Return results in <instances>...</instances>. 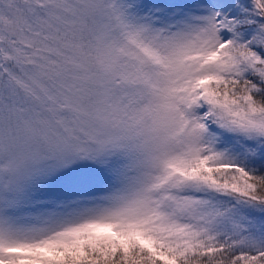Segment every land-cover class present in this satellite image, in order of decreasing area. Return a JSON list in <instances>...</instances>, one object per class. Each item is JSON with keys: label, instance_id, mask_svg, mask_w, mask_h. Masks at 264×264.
I'll return each instance as SVG.
<instances>
[{"label": "snow or ice", "instance_id": "1", "mask_svg": "<svg viewBox=\"0 0 264 264\" xmlns=\"http://www.w3.org/2000/svg\"><path fill=\"white\" fill-rule=\"evenodd\" d=\"M0 264H264V0H0Z\"/></svg>", "mask_w": 264, "mask_h": 264}]
</instances>
